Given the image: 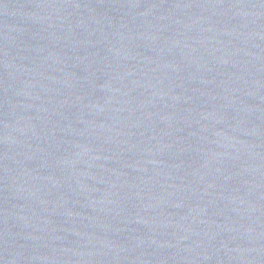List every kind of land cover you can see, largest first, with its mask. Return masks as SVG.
I'll return each mask as SVG.
<instances>
[{
	"label": "water",
	"instance_id": "obj_1",
	"mask_svg": "<svg viewBox=\"0 0 264 264\" xmlns=\"http://www.w3.org/2000/svg\"><path fill=\"white\" fill-rule=\"evenodd\" d=\"M0 264H264V0H0Z\"/></svg>",
	"mask_w": 264,
	"mask_h": 264
}]
</instances>
